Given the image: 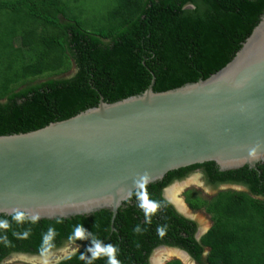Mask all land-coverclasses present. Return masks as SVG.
<instances>
[{
    "label": "trees",
    "instance_id": "16d2710c",
    "mask_svg": "<svg viewBox=\"0 0 264 264\" xmlns=\"http://www.w3.org/2000/svg\"><path fill=\"white\" fill-rule=\"evenodd\" d=\"M85 1L0 0V18L6 17L0 136L66 120L101 98L113 103L141 94L152 79L154 92L204 80L231 61L264 13V0H106L102 12L91 15ZM194 169H202L209 184L246 188L210 200L186 193L190 208L212 220L199 242L195 224L161 198L162 188ZM144 198L157 204L154 212ZM78 226L83 238L75 236ZM50 228L54 234L46 239ZM66 243L80 249L57 264H109L106 253L93 256L97 243L113 246L119 264H148L160 244L183 249L196 264H264V162L228 171L205 162L170 171L135 190L114 219L109 209L54 219L0 214V264Z\"/></svg>",
    "mask_w": 264,
    "mask_h": 264
},
{
    "label": "water",
    "instance_id": "95a60500",
    "mask_svg": "<svg viewBox=\"0 0 264 264\" xmlns=\"http://www.w3.org/2000/svg\"><path fill=\"white\" fill-rule=\"evenodd\" d=\"M153 83L113 103L101 98L66 120L0 136V214L54 219L109 209L114 219L140 183L170 171L264 162V13L208 78L164 92Z\"/></svg>",
    "mask_w": 264,
    "mask_h": 264
},
{
    "label": "rangeland",
    "instance_id": "374dc122",
    "mask_svg": "<svg viewBox=\"0 0 264 264\" xmlns=\"http://www.w3.org/2000/svg\"><path fill=\"white\" fill-rule=\"evenodd\" d=\"M105 4H106V0H89V1L86 0L85 1V6L87 10L89 11V13H91V15H94L98 13L99 11L102 12L103 8L105 7ZM4 19H6V17L4 18V15H3L2 18H0V31L1 32H2L3 26H5ZM191 177H195V178L191 182H189V179ZM185 182L187 183L186 184L187 186L186 185L184 187L180 186L182 188L180 189V191L178 190V195H179V198L181 199L184 198L183 192L186 190H190L193 194H199L205 199H209V197L213 195L215 191L218 190L215 188L213 191V189L203 186V183L205 182V180H204L203 174L199 170L191 172L186 178H184L181 181V183L179 184L174 183L170 187L174 185L175 186L182 185V183H185ZM194 219L200 224H202V226L204 227L210 226L209 216L203 212H195ZM77 249L78 247L76 245H73L71 243H66L61 248L54 250V251H50L40 256V258H35L29 255L23 256V255L15 254V255H11L8 258H6L1 264H52L53 262L61 258L63 254L65 256L67 254L75 252ZM166 252H167L166 250H157V252H155V255L156 256L164 255L166 254ZM41 257H45L46 259L45 258L43 259ZM171 259L172 260L175 259V256L173 257L171 256L170 260Z\"/></svg>",
    "mask_w": 264,
    "mask_h": 264
},
{
    "label": "flooded vegetation",
    "instance_id": "af4514ba",
    "mask_svg": "<svg viewBox=\"0 0 264 264\" xmlns=\"http://www.w3.org/2000/svg\"><path fill=\"white\" fill-rule=\"evenodd\" d=\"M196 170H199L202 174H203V176H204V180H205V182L203 183V186L204 187H209V188H211V189H213V191H214V189L216 188V189H218L217 191H215L214 193H213V195H211L210 197H209V199H211V198H213L216 194H218L219 192H221V191H227V190H231V191H246V188L245 187H243V186H241V185H237V184H218V185H212V184H209L206 180V176H205V174H204V171L202 170V169H194L193 171H196ZM193 171H191V172H193ZM191 172H189L188 173V175L191 173ZM187 175V176H188ZM186 176V177H187ZM185 177V178H186ZM195 177H191L190 179H189V182H191L193 179H194ZM163 179V178H162ZM184 179V178H183ZM183 179H181V180H174L171 184H168L167 186H165L164 188H162V190H161V198L163 199V200H165L169 205H171L174 209H175V211L178 213V214H180L181 216H183L184 218H186V219H188V220H190L192 223H194L195 224V232H194V239L197 241V242H199L200 241V238L210 229V227L212 226V220L210 219V216L208 215V214H206L204 211H202V210H193L192 208H190V206H189V204H188V202H187V200H186V193L187 192H189V193H192L190 190H186V191H184L183 193H184V198L183 199H181V198H179V195H178V190L180 191V189L182 188V187H184L187 183L185 182V184L183 183V185H178V186H175V187H170L172 184H174V183H177V184H179V183H181V181L183 180ZM159 181H161V180H159ZM157 182V181H156ZM188 182V183H189ZM146 186V185H145ZM180 186H182V187H180ZM187 186V185H186ZM142 188V187H141ZM140 189V188H139ZM170 189H173L175 192H176V194H175V200L177 201V203H175L173 200H171L169 197H171V196H168V192L167 191H170ZM194 196H196V197H199V198H202L203 200H209V199H205V198H203L201 195H199V194H193ZM132 197V196H131ZM129 200V199H128ZM128 200H126V201H128ZM126 201H124V202H126ZM123 202V203H124ZM122 203V204H123ZM122 206V205H121ZM179 210L182 212V213H179ZM195 212H203V213H205L206 215H208L209 216V222H210V226L209 227H204V226H202V224H200L199 222H197L195 219H194V214H195ZM77 247H78V249L75 251V252H77L79 249H80V246L79 245H76ZM157 250H166L167 252H166V254H164V255H158V256H156L155 255V252H157ZM171 251H174V252H176V253H178V255H183L180 251H184L183 249H181V248H178V247H172V246H170V245H167V244H160V245H158V246H156L151 252H150V254H149V256H148V259H147V261H148V264H153V262H154V264H167L168 262H170V255H167V254H170V252ZM208 251V249H205V253ZM74 252V253H75ZM184 252H186V251H184ZM204 253V254H205ZM188 254V253H187ZM189 255V254H188ZM172 257L173 256H175V258H177V260H178V257L176 256V255H171ZM184 257H186L185 255H183ZM189 260L190 261H192V262H194L195 264H196V262L194 261V259L189 255ZM180 259V258H179ZM188 259H187V257H186V260H185V262L184 263H186L187 264V262L189 261Z\"/></svg>",
    "mask_w": 264,
    "mask_h": 264
},
{
    "label": "clouds",
    "instance_id": "9594fccd",
    "mask_svg": "<svg viewBox=\"0 0 264 264\" xmlns=\"http://www.w3.org/2000/svg\"><path fill=\"white\" fill-rule=\"evenodd\" d=\"M255 154V150H253V152L251 153V155H254ZM141 181H146L147 180V175L145 174L144 176H142L141 178ZM139 183V182H138ZM139 186L140 187H143V183H140L139 184ZM144 204H146L147 205V208H148V210H150V211H155L156 210V208H157V204L156 203H153V202H149L146 198H144ZM23 218V213L22 212H17L16 213V219L17 220H20V219H22ZM54 234V229H49V234H48V236L46 237V239H49V238H51V236ZM75 236L76 237H78V238H83V228L82 227H80V226H78L76 229H75ZM74 245V244H73ZM87 251H92V249L91 248H87L86 249ZM101 252H103V253H106L108 256H109V264H119V261L118 260H116L115 259V256H114V253H115V248L113 247V246H111V245H109V246H107L106 248H101L100 247V245L97 243L96 245H95V251H93V256L95 257L96 255H98L99 253H101ZM74 253V252H73ZM73 253H70V254H67V255H65L64 256V254H63V256L61 257V258H59L57 261H55V262H53L52 264H57L59 261H61V260H63L64 258H66V257H68L69 255H71V254H73ZM187 253V252H186ZM15 255V254H14ZM16 255H23V256H27L26 254H16ZM44 255V254H43ZM11 256V255H10ZM29 256H32V257H35V258H40V256H42V255H29ZM9 257V256H8ZM7 257V258H8ZM41 258H45V257H41ZM81 258H83V257H81ZM46 259V258H45ZM173 260H177V258H175V259H173ZM178 260L182 263L183 261L182 260H180L179 258H178ZM170 261H172V259L170 260ZM195 264L194 262H192V261H188L187 262V264ZM153 264H154V262H153ZM183 264V263H182ZM186 264V263H185Z\"/></svg>",
    "mask_w": 264,
    "mask_h": 264
},
{
    "label": "bare ground",
    "instance_id": "6f19581e",
    "mask_svg": "<svg viewBox=\"0 0 264 264\" xmlns=\"http://www.w3.org/2000/svg\"><path fill=\"white\" fill-rule=\"evenodd\" d=\"M185 184V183H184ZM183 185V183H182ZM175 187V186H173ZM168 192V196H171L169 197L171 200H173L175 203H177V201L175 200V194L176 192L173 190V189H170V191H167ZM167 255H170L169 257H171V255H176L178 258H180L183 262H185L186 260V257H184L183 255H178V253L174 252V251H171L170 254H167Z\"/></svg>",
    "mask_w": 264,
    "mask_h": 264
}]
</instances>
